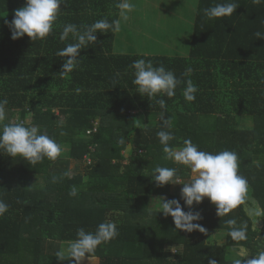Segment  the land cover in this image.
<instances>
[{
    "label": "trees",
    "instance_id": "trees-1",
    "mask_svg": "<svg viewBox=\"0 0 264 264\" xmlns=\"http://www.w3.org/2000/svg\"><path fill=\"white\" fill-rule=\"evenodd\" d=\"M121 2L63 0L53 32L33 43L27 36L12 40L5 23L25 0H0V100L7 101L6 119L0 123L19 120L26 127L38 126L63 147L58 159L35 166L0 150V200L9 206L0 217V264H62L55 254L76 239L78 229L94 233L100 223L116 221L110 216L116 211L123 213L116 224L118 235L92 254L100 264H208L210 259L234 264L231 249L246 252L245 260L264 252V217L254 229L243 206L219 217L207 198L194 205L205 233L180 231L170 216L147 207L150 196L180 199L179 192L170 191L172 185H156L157 166L176 168L180 182L188 178L189 169L164 158L157 136L163 112L172 121L171 129H163L174 136L170 146L179 148L191 140L203 151L236 152L239 174L264 208V2L199 0L186 57L115 54L116 30L98 32L96 42L81 49L78 67L60 75L67 58L56 53L76 42L72 34L60 39L63 27L74 24L83 31L101 19L119 21ZM226 2L237 4L231 16L204 15V9ZM137 59L172 71L180 81L176 95L149 100L137 94L130 67ZM188 80L197 88L191 102L183 95ZM161 98L165 109L159 106ZM148 115L153 122L149 118L144 124L142 117ZM243 117L254 119L258 127L240 128ZM75 161L85 167L71 177ZM73 185L78 188L75 197L69 195ZM180 203L189 210L182 199ZM229 219L236 225H228ZM244 224L246 239L233 240L231 228ZM212 232L225 233V244L213 242ZM167 245L181 250L168 256ZM239 259L243 264V256Z\"/></svg>",
    "mask_w": 264,
    "mask_h": 264
},
{
    "label": "clouds",
    "instance_id": "clouds-1",
    "mask_svg": "<svg viewBox=\"0 0 264 264\" xmlns=\"http://www.w3.org/2000/svg\"><path fill=\"white\" fill-rule=\"evenodd\" d=\"M254 3H261L264 0H253ZM63 0H25V6L14 13V18L8 24L11 39L17 40L25 36L34 43L37 40H45L54 30V26L60 15V6ZM122 10L132 11L133 5L128 0H122L118 5ZM237 9V4L232 2L218 3L213 7L204 9V15L208 19L224 18L231 16ZM123 14V13H122ZM128 19L127 15H124ZM119 27V21L101 19L83 31L76 25L67 24L63 27L60 39L63 41L72 34L75 43H69L62 50L57 51L59 57H66L62 65L60 75L66 76L72 73L79 65V54L82 48L90 42H96V33H105L109 30L115 31ZM260 34L257 33V36ZM130 67L134 70L132 83L136 86L135 91L141 97L157 99L166 96L172 98L176 95V88L180 81L175 74L166 70L164 66L154 67L151 61L145 59L135 60ZM187 72H191L188 69ZM196 86L191 80L187 81L184 90V98L191 102L195 100ZM161 109H165L166 101L158 99ZM7 101L0 100V122L6 119ZM163 129H171V118H165L163 112L160 114ZM161 130L157 133L166 160L174 161L178 165L190 169L193 174L188 183H181L177 176V169L157 166L154 169V181L157 186L182 184L180 199H167L160 197L161 208L165 217L170 216L175 228L192 233L198 231L205 233L206 229L199 221L202 215L192 210L194 205H200L206 198L215 206L217 215L226 216L234 209L243 206L244 212L251 220L253 228H257L258 221L264 217V208L260 207L251 197L247 179L239 174V162L237 153L223 150L218 153L203 151L191 140H185L182 147L170 146L174 139L171 131ZM120 143H124L121 139ZM0 150H3L12 158H20L27 164L35 166L45 159L55 161L63 152L61 144L57 143L47 134H42L38 126L26 127L24 123H0ZM65 176L70 173H64ZM57 177H53L56 182ZM70 196L78 195V188L73 185L69 191ZM189 210L185 211L180 200ZM8 204L0 200V217L8 211ZM227 224L236 225L234 219L227 220ZM247 224L239 227H232L229 236L235 241L246 239ZM118 235L117 226L113 222L100 223L93 232H86L83 228L78 229L76 239L66 241V247L56 252L58 262L70 259L71 264H82L86 256L90 261L92 254L102 244L115 239ZM247 253H243V264H264V252L245 260ZM208 264H217L215 259H210ZM234 264H241V259H236Z\"/></svg>",
    "mask_w": 264,
    "mask_h": 264
},
{
    "label": "rangeland",
    "instance_id": "rangeland-1",
    "mask_svg": "<svg viewBox=\"0 0 264 264\" xmlns=\"http://www.w3.org/2000/svg\"><path fill=\"white\" fill-rule=\"evenodd\" d=\"M128 2L133 5V9L130 12L122 10L120 14L114 46L115 54L144 55V51L152 56L186 57L189 54L199 0H128ZM124 15H127L128 19H125ZM152 117L151 115L143 116L144 124H147L149 118L153 122ZM98 126L99 122H96L95 127ZM239 126L248 130L258 127L254 119L247 117L240 118ZM130 149L131 146H128L127 150L123 152L125 156H128ZM67 150L65 149V151ZM152 165L150 162L149 169H152ZM144 166L145 164L140 167L143 168ZM84 167L85 163L81 161L73 162L71 177L82 174ZM192 176L193 174L189 169L188 178L181 181V183L190 182ZM182 187V184L172 185L170 191L181 193ZM160 197L168 199L166 195L150 196L147 204L149 211H162L161 201L156 200ZM111 215L117 217L116 221H112L115 224H117L118 218L123 217V213L118 211L113 212ZM223 234L225 233L212 232L210 238L213 242L224 245L226 239ZM180 250L178 246L167 245L165 247L166 254L171 257L175 256ZM229 256L231 262H235L236 259L243 256V251L242 249H231L229 250ZM69 260L61 263L64 264ZM82 264H100V258H92L90 261L85 258Z\"/></svg>",
    "mask_w": 264,
    "mask_h": 264
},
{
    "label": "crops",
    "instance_id": "crops-1",
    "mask_svg": "<svg viewBox=\"0 0 264 264\" xmlns=\"http://www.w3.org/2000/svg\"><path fill=\"white\" fill-rule=\"evenodd\" d=\"M121 12H122V11H121ZM116 31H117V30H116ZM115 42H116V40H115ZM143 53H144L145 56H152V55L148 54V52H146V51H144ZM187 56H188V55H187ZM71 170H73V169H72V166H71V168H70V171H71ZM86 258H87V257H86ZM92 258H96V257H92Z\"/></svg>",
    "mask_w": 264,
    "mask_h": 264
},
{
    "label": "built area",
    "instance_id": "built-area-1",
    "mask_svg": "<svg viewBox=\"0 0 264 264\" xmlns=\"http://www.w3.org/2000/svg\"><path fill=\"white\" fill-rule=\"evenodd\" d=\"M14 123H22L21 121H19V120H16ZM97 131V129L95 128L94 129V132H96ZM89 163H90V161H89Z\"/></svg>",
    "mask_w": 264,
    "mask_h": 264
}]
</instances>
